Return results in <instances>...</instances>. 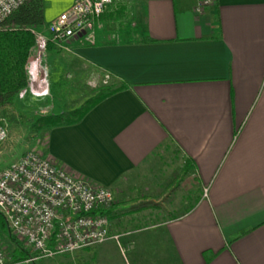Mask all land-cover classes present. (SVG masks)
Wrapping results in <instances>:
<instances>
[{
  "label": "crops",
  "instance_id": "1",
  "mask_svg": "<svg viewBox=\"0 0 264 264\" xmlns=\"http://www.w3.org/2000/svg\"><path fill=\"white\" fill-rule=\"evenodd\" d=\"M43 2L36 28L48 33L74 0ZM196 3L116 0L93 24L95 43H51L53 74L77 66L88 83L108 73L128 86L49 129L43 155L114 193L110 233L123 253L121 241L146 237L171 264H264V0H216L203 14ZM173 155L181 168L165 164L155 179L153 162ZM169 194L174 212L121 204Z\"/></svg>",
  "mask_w": 264,
  "mask_h": 264
},
{
  "label": "built area",
  "instance_id": "2",
  "mask_svg": "<svg viewBox=\"0 0 264 264\" xmlns=\"http://www.w3.org/2000/svg\"><path fill=\"white\" fill-rule=\"evenodd\" d=\"M29 1L0 0V30ZM215 2L197 0L196 13L203 14ZM115 3L116 0H74L69 10L49 24L48 33L31 28L36 42L29 59L28 89L37 80L51 43H68L76 37L95 43L93 24ZM110 77L106 73L102 79H96L107 84ZM8 137V128L0 118V146ZM114 201V193L108 188L74 176L33 150L0 170V213L13 236L32 252L29 261L69 255L119 240L118 235L110 233V215L99 212L108 210ZM0 264H10L2 242Z\"/></svg>",
  "mask_w": 264,
  "mask_h": 264
},
{
  "label": "rangeland",
  "instance_id": "3",
  "mask_svg": "<svg viewBox=\"0 0 264 264\" xmlns=\"http://www.w3.org/2000/svg\"><path fill=\"white\" fill-rule=\"evenodd\" d=\"M76 67L77 66H67L65 69L57 71V74H53L47 56L42 62V68L38 69L40 72L37 80L34 81L32 86H29L27 93L22 95V97L17 96L15 100L18 99V101L14 102L9 108L6 107L4 109L5 112L0 110V118L6 124L9 131L7 141L0 146V170L18 160L26 151L33 150L41 154L45 153L48 129H39L36 124L42 116L67 115L71 111L84 106L89 99L99 95L101 88L98 87L100 84L104 83L101 81L97 82V79L94 78L89 81V84V78L86 79L87 73L85 68L83 69L85 72H82L81 68L78 69ZM103 77H105V74L100 76L101 79ZM111 82L112 77H110L107 84L110 85L109 83ZM169 163H171L170 167L174 166L179 169L181 168V162L176 155H173V157L169 159L167 156L161 157L158 158L157 162H153L155 168L160 167L158 172L154 170L155 172L153 173L155 175L153 177L158 180L160 177H157L156 174L161 173V171L165 169L167 171L168 169L165 164ZM165 178H163V181ZM166 182L167 184L162 186L164 191L167 188L166 185H168L169 182L171 183V179L167 177ZM191 189L193 194H197L196 186L191 187ZM156 200L157 199H151L149 196L143 199L137 196L121 204H123V208L128 207L124 206V204L132 206L131 210L133 211H131L130 214L140 212L143 216L155 212L157 207H161L160 209H162V211H160V213H164L166 208L168 211L170 210L169 212H174L171 207V194L166 196L160 203H154ZM115 201L108 209L110 212L117 208H114ZM142 202H147L148 204L143 205ZM135 204H138L136 208H141L140 206H144V208L140 211H134L135 207H133V205ZM147 224H154L153 219L149 220ZM128 229L138 230V227ZM142 234L150 235L151 231ZM145 238L146 237H143L141 240H138L136 247L130 245L131 249L126 247L124 242L121 241L120 243L125 249L124 253L119 248V241L113 239V241H109L107 244L96 245L92 248L69 255L32 261L27 259L21 262L14 261L12 251L15 248V244L13 241L9 240L8 237L3 234V236H0V242H2L6 248L10 264H127V259L131 264H171L169 262L167 246H163L164 242L158 246L156 242V244L153 242V245H151V240ZM97 251L102 252L97 253Z\"/></svg>",
  "mask_w": 264,
  "mask_h": 264
},
{
  "label": "trees",
  "instance_id": "4",
  "mask_svg": "<svg viewBox=\"0 0 264 264\" xmlns=\"http://www.w3.org/2000/svg\"><path fill=\"white\" fill-rule=\"evenodd\" d=\"M44 24L43 0H30L17 9L6 21L5 29L0 30V110L14 103L21 90L29 84L27 67L31 50L35 46V35L31 28ZM110 85L100 84L99 95L89 99L84 106L77 108L67 115H45L37 122L39 129L70 125L79 122L96 104L104 98L126 88V82L121 83L112 78ZM4 124V122H3ZM111 214L110 210H100ZM6 235L13 241L12 251L14 261L21 262L30 259L33 254L25 245L13 236L4 216L0 213V236Z\"/></svg>",
  "mask_w": 264,
  "mask_h": 264
},
{
  "label": "bare ground",
  "instance_id": "5",
  "mask_svg": "<svg viewBox=\"0 0 264 264\" xmlns=\"http://www.w3.org/2000/svg\"><path fill=\"white\" fill-rule=\"evenodd\" d=\"M35 68V67H34Z\"/></svg>",
  "mask_w": 264,
  "mask_h": 264
}]
</instances>
